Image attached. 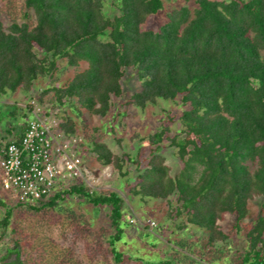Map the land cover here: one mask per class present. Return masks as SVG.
Returning a JSON list of instances; mask_svg holds the SVG:
<instances>
[{
    "label": "trees",
    "instance_id": "1",
    "mask_svg": "<svg viewBox=\"0 0 264 264\" xmlns=\"http://www.w3.org/2000/svg\"><path fill=\"white\" fill-rule=\"evenodd\" d=\"M194 2L193 9L184 5L171 10L167 22L153 30L143 26L163 9L162 0H24L25 21L5 26L0 19V97L19 89L32 92L38 80L53 76L61 60L68 67L85 62L87 69L64 87L43 90L38 102L53 93L55 107L78 104L107 117L114 99L123 98L122 80L132 69L140 88L126 105L144 110L159 100H179L185 108L181 127L172 137L165 126L151 135L147 157L141 152L119 155L93 141L98 161L123 177L129 164L135 166L132 193L142 199L176 197V206L169 203V216L185 217L182 227L205 231L211 247L230 238L219 222L231 216L240 230L249 202L260 198L259 216L247 232L248 249L236 264H264V0ZM107 6L115 8L112 15ZM19 110L28 116L15 104L7 119L15 120ZM24 129L9 124L8 134L21 139ZM60 129L76 135L70 118L63 119ZM164 141L182 165L174 176L161 153ZM68 195L95 208H110L114 233L109 247L116 262L122 261L116 245L125 234V208L116 192L101 194L75 184L28 207H55ZM13 209L0 199L3 229Z\"/></svg>",
    "mask_w": 264,
    "mask_h": 264
},
{
    "label": "rangeland",
    "instance_id": "2",
    "mask_svg": "<svg viewBox=\"0 0 264 264\" xmlns=\"http://www.w3.org/2000/svg\"><path fill=\"white\" fill-rule=\"evenodd\" d=\"M162 1L163 9L149 19L144 29L157 30L167 22V14L173 9L184 5L192 9L195 7L194 0ZM114 9L106 7L111 15ZM25 11L24 0H0V19L5 26L10 22L21 24L25 21ZM30 14L32 24L34 19ZM87 68L85 62L79 67H68L61 60L53 76L38 80L32 92L19 89L16 93L0 97V147L17 138L15 134L9 136V124L11 127H21L27 118L19 110L15 120L7 119L10 106L16 104L24 109L33 96L38 101L43 90L64 87ZM122 86L123 98L114 99L107 117L94 115L78 104L60 106L65 109L61 119H72L76 135L83 140L81 147L85 172L75 184H83L92 192L101 194L116 192L124 200L122 227L125 234L116 245L118 252L123 254L122 261L116 262L109 247L110 237L114 233L109 207L95 208L79 200L76 195H68L55 207L33 210L10 199L2 189L0 176V199L14 208L9 226L5 229L0 226V264L18 259L24 264H162L164 261L173 264H213L215 261L214 264H236L237 256L248 249L247 232L259 216L260 198L249 202L248 215L241 223L240 230L234 228L233 217L221 220L219 224L230 238L227 241L217 240L211 247L207 245L205 231L191 225L182 227L186 222L185 217L174 220L169 216L170 204L176 206V197L169 201L142 199L132 193L138 175L135 166L129 164V174L123 177L113 166L101 165L97 155L92 152L93 141L106 144L119 155L126 152L136 156L141 152L147 157L148 138L151 135L165 126L169 128L167 136L172 137L181 127L180 116L185 108L179 100H159L144 110L127 106L126 101L140 88L132 69L127 70ZM52 100L53 93H49L40 103L45 108H55ZM169 144V141H164L161 153L174 176L182 165L176 150ZM145 165L146 161L143 167ZM254 167L252 165L251 169ZM2 216L3 211L0 210V220Z\"/></svg>",
    "mask_w": 264,
    "mask_h": 264
},
{
    "label": "built area",
    "instance_id": "3",
    "mask_svg": "<svg viewBox=\"0 0 264 264\" xmlns=\"http://www.w3.org/2000/svg\"><path fill=\"white\" fill-rule=\"evenodd\" d=\"M62 107L45 108L33 96L24 106L28 116L21 139L0 147L2 189L17 204L47 201L83 177V140L60 129Z\"/></svg>",
    "mask_w": 264,
    "mask_h": 264
}]
</instances>
